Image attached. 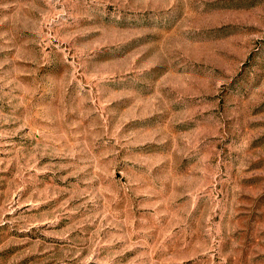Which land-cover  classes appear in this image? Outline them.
Wrapping results in <instances>:
<instances>
[{
  "label": "rangeland",
  "instance_id": "1",
  "mask_svg": "<svg viewBox=\"0 0 264 264\" xmlns=\"http://www.w3.org/2000/svg\"><path fill=\"white\" fill-rule=\"evenodd\" d=\"M0 264H264V0H0Z\"/></svg>",
  "mask_w": 264,
  "mask_h": 264
}]
</instances>
